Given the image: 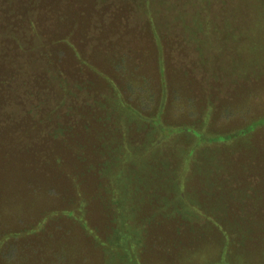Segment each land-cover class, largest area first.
Listing matches in <instances>:
<instances>
[{
    "label": "rangeland",
    "instance_id": "rangeland-1",
    "mask_svg": "<svg viewBox=\"0 0 264 264\" xmlns=\"http://www.w3.org/2000/svg\"><path fill=\"white\" fill-rule=\"evenodd\" d=\"M221 1L224 12L212 7L213 0L162 4L195 59L159 55L149 38L135 36L136 29L91 54L96 71H84L85 76L104 74L145 111L124 105L121 97V107L131 114V131L125 134L122 119L116 116L111 123L113 112L99 116L101 132L92 141L91 162L77 157L74 163L83 175L80 186L61 177L50 190V182L37 187L19 177L9 181L8 170L1 176L0 264H264V121L248 133L227 137L264 120V67L255 68L249 48L240 49L231 37L233 15L245 16L248 0L237 6ZM83 2L70 0L66 22ZM34 4L41 10L39 0ZM86 25L80 21L74 36L88 34ZM52 48L60 61L75 59L65 44ZM1 70L0 57V75ZM2 82L0 76V94ZM147 123L152 128L144 127ZM118 134L125 140L116 144ZM162 141L163 151L157 153L153 144ZM127 149L149 151L148 164L127 165L121 156ZM99 159L109 164L107 182L96 173ZM192 160L193 176L178 193L173 176L177 172L184 179ZM85 167L88 173L81 171ZM131 185L135 196L127 201ZM190 203L195 208L186 209ZM120 216L138 226L133 235ZM127 237L138 239V247L133 243L130 249ZM112 254L127 260L112 261Z\"/></svg>",
    "mask_w": 264,
    "mask_h": 264
},
{
    "label": "trees",
    "instance_id": "trees-1",
    "mask_svg": "<svg viewBox=\"0 0 264 264\" xmlns=\"http://www.w3.org/2000/svg\"><path fill=\"white\" fill-rule=\"evenodd\" d=\"M39 1L41 10L35 7L34 0H0L2 62L0 76L1 82L3 81L1 83L3 91L0 94V179L8 170L9 181L19 177L24 179L26 184L32 180L33 182L30 183L37 187L41 185V182H50V190H54V181L64 177L67 182H71L72 186L76 187L83 182V175H79L74 168V163L77 157L87 163L91 162L92 141L96 140L99 137L98 133L101 132L98 126L99 116L110 115L113 112L111 123L116 116L122 119L125 127L122 126L121 132L125 134L131 131V124L128 122L131 114L121 105H130L145 111L133 104L124 91L111 83L110 78L104 74H98L95 78L85 76L84 71H96L92 66L91 54L107 49L105 46L109 42L116 43L118 37L131 29H136L138 33L135 36L143 35L144 38H149L151 46L158 48L159 55L161 52L162 55L172 52L182 55L185 59L189 57L195 59L197 55L194 56V53L187 51L181 38L183 30L179 28L180 26L172 25L167 20V16H164L162 7L164 0H83L82 8L75 12L77 15L69 22H66L65 17L70 0ZM174 1L175 4L178 2V0ZM199 1L192 0L191 4H199ZM231 1L233 6L239 5V0ZM212 7L214 9L219 7L224 12V4L221 0H213ZM247 8L245 16L243 13L233 15V20L230 22L231 37L240 49H243L245 45L247 50L249 48L250 55L247 56L254 64L256 63L255 68H263L264 0H248ZM80 21H86L89 26L88 34L83 35L84 38L74 36ZM158 40L161 42L160 47ZM57 43L65 44L73 51L75 59L72 63L59 60V56L54 53L53 48L51 49ZM251 53H256L258 57ZM257 58L261 59L260 63L256 62ZM65 71H69L70 76L65 74ZM262 121L264 120L253 121L228 134L227 137L231 139L232 136L238 137L242 132L248 133ZM147 124H144V127L152 128L150 124ZM175 133L176 131L172 132V137ZM126 135L129 136V134ZM117 136L116 144L118 141L124 142L125 136L123 139L120 134ZM163 144L164 141L155 142L153 149L157 153L160 149L163 151L160 147ZM94 151L98 152V150ZM148 152L138 154L127 149L121 153V156L123 161L127 160V165L138 163V165L146 166L149 160L147 156L150 155ZM174 153L176 156L177 153ZM101 157L103 155L99 158ZM203 157L206 159L207 156L203 155ZM231 158L233 159V156ZM152 159L156 160L157 157ZM193 162L194 160L191 163L188 162L189 166L184 179H178L176 168L174 169L176 173L173 174L172 180L175 181L178 193L183 192L185 181L193 176L194 171L191 165ZM241 163L244 164V162ZM53 166L57 168L51 170ZM106 167H109L108 162L99 159L95 168H99L96 173H99L98 176L107 182L109 175L105 173ZM81 171L88 173L89 168L81 169ZM163 171L165 173V168ZM119 174L118 171L117 175ZM227 175L231 176L230 173ZM214 179L224 181L226 178L214 177ZM117 185L115 187L119 188ZM122 193V190L121 194L117 191V194L121 196ZM124 195L128 197L127 201L135 196L132 185ZM115 206L117 212H122V209L119 211L121 206ZM123 207L127 212L129 204ZM188 207L190 208L186 209L195 208L191 203ZM129 213L133 212L129 211ZM122 220L121 222L132 226V223L125 221V218ZM132 227L133 235L135 227L138 228V226L133 224ZM126 242L129 243L130 249L133 243L135 248L140 243L138 239L134 240L130 237H127ZM109 257L110 260L112 258L127 260L123 256L117 257L114 254Z\"/></svg>",
    "mask_w": 264,
    "mask_h": 264
}]
</instances>
